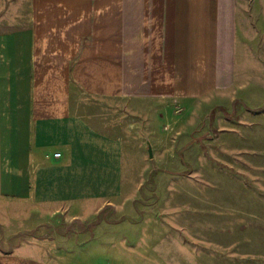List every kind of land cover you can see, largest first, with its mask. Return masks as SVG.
Returning a JSON list of instances; mask_svg holds the SVG:
<instances>
[{
	"label": "crops",
	"instance_id": "1",
	"mask_svg": "<svg viewBox=\"0 0 264 264\" xmlns=\"http://www.w3.org/2000/svg\"><path fill=\"white\" fill-rule=\"evenodd\" d=\"M2 3L24 15L0 30V207L69 221L129 194L124 138L108 129L113 101L193 102L228 90L239 20L258 11L257 0ZM29 250L0 251V264H44Z\"/></svg>",
	"mask_w": 264,
	"mask_h": 264
},
{
	"label": "rangeland",
	"instance_id": "2",
	"mask_svg": "<svg viewBox=\"0 0 264 264\" xmlns=\"http://www.w3.org/2000/svg\"><path fill=\"white\" fill-rule=\"evenodd\" d=\"M257 3L255 17L239 20L228 90L193 102L113 101L108 129L124 138L128 196L71 221L67 212L3 204L0 251L30 249L44 264H264V0ZM19 11L0 4V30L22 23Z\"/></svg>",
	"mask_w": 264,
	"mask_h": 264
},
{
	"label": "water",
	"instance_id": "3",
	"mask_svg": "<svg viewBox=\"0 0 264 264\" xmlns=\"http://www.w3.org/2000/svg\"><path fill=\"white\" fill-rule=\"evenodd\" d=\"M146 145H147L148 156L152 157V150H151V146L148 141H146Z\"/></svg>",
	"mask_w": 264,
	"mask_h": 264
},
{
	"label": "built area",
	"instance_id": "4",
	"mask_svg": "<svg viewBox=\"0 0 264 264\" xmlns=\"http://www.w3.org/2000/svg\"><path fill=\"white\" fill-rule=\"evenodd\" d=\"M59 155H60L59 152H55V153H54V156H55V157H58Z\"/></svg>",
	"mask_w": 264,
	"mask_h": 264
}]
</instances>
